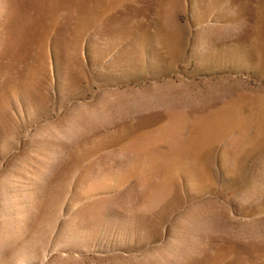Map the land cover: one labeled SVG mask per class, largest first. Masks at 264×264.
Listing matches in <instances>:
<instances>
[{
  "label": "rangeland",
  "instance_id": "1",
  "mask_svg": "<svg viewBox=\"0 0 264 264\" xmlns=\"http://www.w3.org/2000/svg\"><path fill=\"white\" fill-rule=\"evenodd\" d=\"M34 1L0 0V264H264V0Z\"/></svg>",
  "mask_w": 264,
  "mask_h": 264
},
{
  "label": "bare ground",
  "instance_id": "2",
  "mask_svg": "<svg viewBox=\"0 0 264 264\" xmlns=\"http://www.w3.org/2000/svg\"><path fill=\"white\" fill-rule=\"evenodd\" d=\"M47 1H51L54 5H56L54 2L58 3L59 5L61 6H67L68 4H80L82 9H88V7H95V4L96 2L94 3L93 0H83V2H81L80 0H37V1H34L32 6H34L35 8H39L41 6H44V4L47 2ZM38 4V5H37ZM91 9V8H90ZM94 9V8H93ZM89 10V9H88Z\"/></svg>",
  "mask_w": 264,
  "mask_h": 264
}]
</instances>
